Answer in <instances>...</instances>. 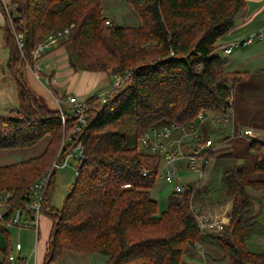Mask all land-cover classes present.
Returning a JSON list of instances; mask_svg holds the SVG:
<instances>
[{
    "label": "trees",
    "instance_id": "trees-1",
    "mask_svg": "<svg viewBox=\"0 0 264 264\" xmlns=\"http://www.w3.org/2000/svg\"><path fill=\"white\" fill-rule=\"evenodd\" d=\"M121 1L133 9L139 25L108 21L101 0H11L13 26L0 24V31L8 50L5 67L16 80L17 104L12 115H0V149L48 140L38 155L0 165V194L9 191L12 196L0 233L7 235L1 221L25 205L28 185L49 168L60 138L74 122L67 112L62 124L58 110L31 90L19 67L28 65L39 74L32 54L37 43L71 26L55 45L64 47L73 71L130 75L113 94L84 99L87 121L75 137L82 142L84 159L62 208L51 202L55 172L43 195L42 211L52 220L43 264L61 259L64 251H96L107 256L106 264H185L183 259L199 246L220 253L213 261L264 264V247L256 241L264 236V196L251 194L264 191V178L250 177L241 156L210 150L208 182L171 192L167 208L159 213L150 190L160 157L138 149L139 136L150 127L186 126L199 111L233 108L235 89L247 86L250 74L226 70L217 41L233 26L245 1ZM13 30L23 34L21 51ZM262 130V137H249L257 173H264V126ZM202 132L215 144L232 133L228 126L214 130L208 123ZM227 200L232 206L224 229L218 234L200 231L191 206Z\"/></svg>",
    "mask_w": 264,
    "mask_h": 264
},
{
    "label": "built area",
    "instance_id": "built-area-1",
    "mask_svg": "<svg viewBox=\"0 0 264 264\" xmlns=\"http://www.w3.org/2000/svg\"><path fill=\"white\" fill-rule=\"evenodd\" d=\"M0 4L3 8L5 19L13 26L11 8L15 10L14 5L11 0H0ZM106 22L108 23V21ZM70 27L71 26L57 32L46 34L44 38L37 43L32 54L36 58L40 57L46 50L52 48L57 39L65 35ZM261 37L262 34L260 32H255L248 34L243 39L232 40L230 44L224 48V52L229 53L232 48L250 44ZM13 38L17 49L21 51L24 44L23 34L13 30ZM129 75V71L123 74L113 75L111 80L112 89L121 87L128 79ZM65 103L66 107L59 103L58 113L60 120L62 124H65L66 113L73 114L74 122L72 127L65 138H63L61 146L55 155L52 167L44 170L35 181L28 185L25 205L23 207H17L11 214L6 216L7 218L5 217V226H16L29 229L37 234L40 217L43 212V195L52 170L55 172L56 168L67 166L69 164V159H72L71 164H73L74 176L77 175L78 167L84 159V153L82 142L79 139H75V137L86 124L87 107L83 100L77 98V96L73 94H69L66 97ZM232 117V108L225 113L202 110L198 112L195 120L186 126L180 123H169L148 128L139 136L138 144L144 148L146 153L160 157L158 177L172 188V192H181L185 187H191L192 189L199 188L201 187V183L199 182L201 174L210 161L207 153L216 148L212 137L206 139L203 136V127H205L207 123L213 125L218 121L231 123ZM231 132L230 136L241 135L245 137H254V133L250 127H244L238 130L231 127ZM68 144L71 145L68 146ZM189 173H196L197 178L193 179ZM145 174L146 172H142V175ZM11 197V192L9 191L0 194L1 220L12 208L10 203ZM191 209L200 231L218 234L224 229L226 225L225 222L210 218L196 206H191ZM20 247V243L14 245L16 250H19ZM197 252L199 257L204 259V246L197 247ZM6 260L10 261L12 264H37V262H31L15 252H8ZM203 263L205 264L204 261Z\"/></svg>",
    "mask_w": 264,
    "mask_h": 264
},
{
    "label": "crops",
    "instance_id": "crops-1",
    "mask_svg": "<svg viewBox=\"0 0 264 264\" xmlns=\"http://www.w3.org/2000/svg\"><path fill=\"white\" fill-rule=\"evenodd\" d=\"M244 1L245 6L236 16L233 26L217 41V52H222L220 57L225 60L226 70L248 72L250 74V78L247 86H255L257 88H255V90L259 92L257 85L264 83V0ZM112 21L114 22L115 20L112 19ZM255 32H260L262 37L256 39L250 44L234 47L229 53L224 52V48L228 46L232 40L243 39L248 34ZM5 61L3 62V59L1 58L0 73L3 75L8 72L5 67ZM36 66L40 70L39 74H36L33 70H31L28 65L21 66L19 69H25L23 70L25 82L31 90H33L36 95L44 101L47 107L51 109L58 110L59 103L66 107L65 100L69 94H73L77 96V98H86L96 92V96L100 97L102 95H106L110 91V83L106 87L103 86L108 83L107 78L104 75L106 72H88L87 70L73 71L68 65L66 51L62 46L54 45L52 48L46 50L40 57L37 58ZM110 78L112 77L110 76ZM111 80L112 79H110V82ZM9 82L10 81L0 79V89H2V91L3 89H8L10 86ZM103 87L105 88L99 91ZM96 89L97 91H95ZM259 93L264 97V86ZM257 98L260 97H255L254 99ZM248 99L250 100V98ZM262 100H264V98H262ZM247 105L254 106L256 103L255 101L250 100ZM13 109L9 108L7 112H5L7 114L8 112L12 113ZM0 115L6 116L4 115V111H0ZM244 127L250 126L245 125L242 128ZM225 204L226 206L223 211V215L219 213L213 217L210 216V218L228 223L232 200H228ZM43 225L45 227L41 230L39 223V230L37 234H35L32 230L27 229L31 231L30 237L27 239V243L21 241L20 239L13 240L9 230L10 226H4L7 235L2 233V235L5 236V240L0 247V264H12L10 261H4L8 252H15L16 254L27 258L31 262L35 261L37 264H43L47 242L51 231V220L49 217L48 221L44 222ZM16 243L21 244L19 250L14 248ZM206 249L213 252L214 255H217L214 248L209 246ZM84 254L87 255L84 256ZM106 260V255L96 251L91 253L64 251L61 259L54 261L52 264H106ZM183 261L185 264L197 263V260L192 257H186Z\"/></svg>",
    "mask_w": 264,
    "mask_h": 264
},
{
    "label": "rangeland",
    "instance_id": "rangeland-1",
    "mask_svg": "<svg viewBox=\"0 0 264 264\" xmlns=\"http://www.w3.org/2000/svg\"><path fill=\"white\" fill-rule=\"evenodd\" d=\"M9 1V0H6ZM101 7H102V12L104 15H106L105 17L108 19V21H112V19H114L115 24L116 25H126V26H134L136 24H139L140 20L138 19V16L136 15V13L133 11V9L127 5L126 3L122 2L121 0H101ZM11 8V7H9ZM12 10V14L14 15V10L11 8ZM0 24H6L8 25V21L7 19H4V15H3V10H2V6L0 4ZM10 26V24H9ZM218 54L221 56L222 52L218 51ZM8 56V50L7 48H5L3 46L2 43V32L0 31V61L1 58L3 59V62L5 61L6 57ZM20 56L22 57V53L20 52ZM20 68V67H19ZM23 70L25 69H19V72L23 74ZM91 72V71H88ZM107 78V84L103 85V86H107L110 83L111 86V82H110V76L108 74H104ZM112 77V76H111ZM0 79H4L6 81H10V86L8 89L2 91V89H0V111H4V115L9 116L12 115L13 113L8 112V114L6 113L7 110L9 108H15L16 104H17V89H16V80L14 79V77L10 74V72L8 71L6 74H1L0 73ZM1 84V83H0ZM244 85H241L239 87H237L235 89L234 92V99H235V103H234V107H233V117L231 118V123H226L223 121H218L215 122L213 125L209 124L210 126H212V128L215 129H219V128H224L226 126L228 127H233L235 130H238L240 128H242L245 125L249 126L250 123V128L252 129L254 136L256 137H262L263 135V126H264V100H262V98H264L263 96L260 95V91L262 90L264 83L258 84L257 87L259 88V92H257L255 90V86L250 87ZM105 87L101 88L99 91L103 90ZM257 89V88H256ZM255 90V91H254ZM2 91V92H1ZM97 91V89L95 90ZM112 91V87H110V91L106 94V95H102L101 97L113 94ZM91 95H96L95 93H92ZM89 95V96H91ZM87 96V97H89ZM250 98V100L255 101L256 105H247V103L250 102V100L248 98ZM255 97H260L257 99H254ZM79 99L83 100L85 99V97H78ZM248 99V100H247ZM9 107V108H8ZM6 111V112H5ZM250 121V122H249ZM67 135V133H63L62 137L60 138L59 141V145H58V149L59 150L62 140L63 138H65V136ZM223 139V137H222ZM221 139V140H222ZM47 138L40 140L39 142H37L35 145L26 147V148H20V149H0V165L3 164H9V163H13V162H18L24 159H27L29 157H33L38 155L44 148L46 142H47ZM251 138L249 137H245V136H241V135H234V136H230L228 139L222 141V143H216L214 142L215 146H216V151L219 152H233L238 156H241V159L239 162H241V160H244L246 163V166L248 167L249 170V176L252 178H264V173H257L255 171H253V162H254V154L253 152L249 149V144H250ZM138 149L139 151H143L145 152L144 148L138 144ZM56 151V153H57ZM56 155V154H55ZM55 159V156L53 157L51 164L49 166V168L52 167L53 161ZM72 163V159H69V164L63 168H56L55 169V173L53 176V183H54V190L52 193V205L57 208L60 209L63 206L64 203V198L74 180V171H73V164ZM211 172H212V161L210 160L208 162V165L206 166L205 170L203 171V173L201 174V177L199 179V182L201 183V186H203L204 184H206L211 176ZM189 175L194 179L197 178V174L196 173H189ZM198 182V184H199ZM172 192V188L168 185H166L164 183V181L158 177L155 180V183L153 185V187L150 190V196L151 198H153L156 203H157V209L158 212H162L167 208V204H168V197L169 194ZM251 194H255L257 196H264V191H257V192H251ZM264 198V197H263ZM228 201V200H227ZM222 202V203H206L201 205L199 208V210L205 212L209 217L210 216H214L217 215L219 213H221L222 215L224 214L223 211L225 210V206H226V202ZM263 203H264V199H263ZM219 204V205H217ZM225 204V205H224ZM227 214V212H226ZM225 214V215H226ZM49 219L51 220V218L49 217ZM48 221V216L45 214V211L42 212V215L40 217V228L41 230L44 229V222ZM52 221V220H51ZM2 225L5 226L6 225V221H1ZM10 233H11V238L13 240L16 239H20L21 241L27 243V239L30 237V233L31 231L27 230V229H23V228H19L16 226H10ZM5 240V236L2 235V233H0V247L1 245L4 243ZM256 241L261 244L264 247V236H258L256 238ZM209 246H205L204 250H205V257L204 259L201 257H199V254H197L198 252H194V256H193V252L189 255L192 258H195V260H197L196 264H204L203 261L205 262V264H224V262H219V261H213L211 260V258H220V253L215 250L217 252V255H214L213 252L208 251ZM87 254H84V256Z\"/></svg>",
    "mask_w": 264,
    "mask_h": 264
},
{
    "label": "water",
    "instance_id": "water-1",
    "mask_svg": "<svg viewBox=\"0 0 264 264\" xmlns=\"http://www.w3.org/2000/svg\"><path fill=\"white\" fill-rule=\"evenodd\" d=\"M52 173H53V170H52ZM52 173H51V174H52Z\"/></svg>",
    "mask_w": 264,
    "mask_h": 264
}]
</instances>
